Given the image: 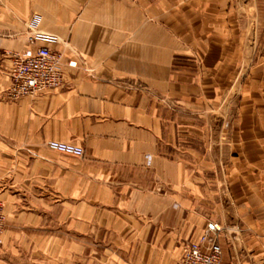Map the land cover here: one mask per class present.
<instances>
[{
	"label": "crops",
	"instance_id": "obj_1",
	"mask_svg": "<svg viewBox=\"0 0 264 264\" xmlns=\"http://www.w3.org/2000/svg\"><path fill=\"white\" fill-rule=\"evenodd\" d=\"M34 31L65 83L11 100ZM0 37V264H181L209 224L264 264V0H0Z\"/></svg>",
	"mask_w": 264,
	"mask_h": 264
},
{
	"label": "built area",
	"instance_id": "obj_2",
	"mask_svg": "<svg viewBox=\"0 0 264 264\" xmlns=\"http://www.w3.org/2000/svg\"><path fill=\"white\" fill-rule=\"evenodd\" d=\"M38 19H35L37 24ZM30 43L43 42L36 51L11 54L12 66L9 71L10 87L7 97L17 100L22 97H36L48 90L61 88L65 83V63L63 55L52 49L58 42L57 37L39 31L29 34ZM3 48V38L0 37V50ZM68 67L76 68V62H69ZM46 147L53 152L82 158L84 148L70 143L49 141ZM151 159L149 158V165ZM7 224L5 205L0 199V234ZM221 228L209 224L198 241L191 242L185 249L181 264H221L223 250L217 235ZM1 243V240H0Z\"/></svg>",
	"mask_w": 264,
	"mask_h": 264
},
{
	"label": "rangeland",
	"instance_id": "obj_3",
	"mask_svg": "<svg viewBox=\"0 0 264 264\" xmlns=\"http://www.w3.org/2000/svg\"><path fill=\"white\" fill-rule=\"evenodd\" d=\"M48 149V148H47ZM49 150V149H48ZM0 199L3 201V203H4V205H5V202H4V200H3V197H2V195L0 194ZM6 211V210H5ZM6 227H7V224H6ZM6 227H5V229H6ZM4 229V230H5ZM4 232V231H3Z\"/></svg>",
	"mask_w": 264,
	"mask_h": 264
}]
</instances>
